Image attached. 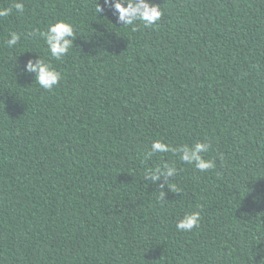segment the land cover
<instances>
[{"label": "trees", "instance_id": "16d2710c", "mask_svg": "<svg viewBox=\"0 0 264 264\" xmlns=\"http://www.w3.org/2000/svg\"><path fill=\"white\" fill-rule=\"evenodd\" d=\"M22 2L0 17V264H264V0H152L136 30L104 0ZM60 20L77 38L56 61L40 33ZM39 55L53 90L21 73ZM157 140L209 143L215 166L145 160ZM164 163L161 201L143 174Z\"/></svg>", "mask_w": 264, "mask_h": 264}, {"label": "clouds", "instance_id": "9594fccd", "mask_svg": "<svg viewBox=\"0 0 264 264\" xmlns=\"http://www.w3.org/2000/svg\"><path fill=\"white\" fill-rule=\"evenodd\" d=\"M105 5L109 9L113 10V14L117 15L118 22L123 26H131L133 30L138 27L152 28L161 21L164 12L159 4L153 3L152 0H104ZM13 9L16 12L24 11V4L22 0L13 3L9 7L0 8V17L7 18L13 13ZM98 13L104 11V9L98 5L96 8ZM45 44L47 45V51L51 57L56 61H60L65 55H67L74 41L77 38V32L70 22L60 20L50 24L47 30L40 33ZM20 34L17 32L9 33V38L6 40V44L9 48H12L19 44ZM16 67H20L19 64ZM22 74H35V83L44 90H53L54 87L59 86L62 79V74L58 71L50 60L42 58L40 55L38 58L29 59L26 66L21 67ZM211 145L206 142L198 141L194 145H183L172 147L162 141H154L151 144L150 149L147 151L144 159L148 160L158 153H173L178 155L180 161L189 165H194L195 169L204 172L212 169L215 166L213 160L204 158L203 153L210 151ZM178 174V170L175 166L164 163L162 166H156L154 168L147 169L143 174V179L151 184H156L160 189L159 198L161 201L165 200L166 192L165 188L175 191V187L170 181ZM164 179V183H159L161 179ZM201 223V214L199 211L186 213L183 218L179 219L176 228L181 232H190L194 228H198ZM264 260V259H262Z\"/></svg>", "mask_w": 264, "mask_h": 264}]
</instances>
